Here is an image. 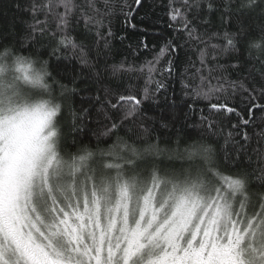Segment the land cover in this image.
<instances>
[{
    "label": "snow or ice",
    "instance_id": "obj_1",
    "mask_svg": "<svg viewBox=\"0 0 264 264\" xmlns=\"http://www.w3.org/2000/svg\"><path fill=\"white\" fill-rule=\"evenodd\" d=\"M0 264H264V0H9Z\"/></svg>",
    "mask_w": 264,
    "mask_h": 264
},
{
    "label": "trees",
    "instance_id": "obj_2",
    "mask_svg": "<svg viewBox=\"0 0 264 264\" xmlns=\"http://www.w3.org/2000/svg\"><path fill=\"white\" fill-rule=\"evenodd\" d=\"M4 12H7L9 17L12 15L11 11L9 10V0H0V15H2ZM2 23L3 21H0V24Z\"/></svg>",
    "mask_w": 264,
    "mask_h": 264
}]
</instances>
